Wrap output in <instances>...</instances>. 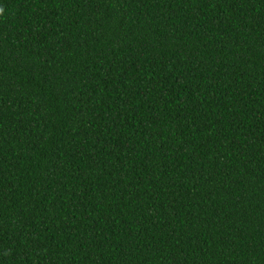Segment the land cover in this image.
I'll list each match as a JSON object with an SVG mask.
<instances>
[{"label": "trees", "instance_id": "1", "mask_svg": "<svg viewBox=\"0 0 264 264\" xmlns=\"http://www.w3.org/2000/svg\"><path fill=\"white\" fill-rule=\"evenodd\" d=\"M0 9V264H264V0Z\"/></svg>", "mask_w": 264, "mask_h": 264}, {"label": "clouds", "instance_id": "2", "mask_svg": "<svg viewBox=\"0 0 264 264\" xmlns=\"http://www.w3.org/2000/svg\"><path fill=\"white\" fill-rule=\"evenodd\" d=\"M3 10L2 9H0V12H2Z\"/></svg>", "mask_w": 264, "mask_h": 264}]
</instances>
